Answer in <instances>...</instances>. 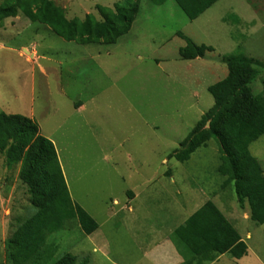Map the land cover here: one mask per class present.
I'll use <instances>...</instances> for the list:
<instances>
[{
	"label": "rangeland",
	"instance_id": "obj_1",
	"mask_svg": "<svg viewBox=\"0 0 264 264\" xmlns=\"http://www.w3.org/2000/svg\"><path fill=\"white\" fill-rule=\"evenodd\" d=\"M51 1L68 20L89 14L100 20L96 6L113 8L117 2ZM180 34L213 51L181 60L178 51L186 42ZM232 57L250 61L258 72L250 90L262 92L264 0H219L194 21L173 0H141L130 32L113 45L64 41L21 14L2 22L0 113L29 118L41 136L54 139L71 198L98 224L86 236L77 220L67 221L48 237L57 249L52 261L70 254L75 264L174 263L178 258L167 250L150 248L146 257L150 240L161 238L164 226L186 219L188 210L177 207L186 198L222 190L225 215L244 216L250 227L240 233L260 263L250 254L241 263L227 256L219 264H264V226L249 221L247 203L240 205L233 184L223 186L218 143L208 141L185 163L172 158L212 107L207 89L227 76ZM77 102L84 104L78 116ZM249 152L264 175V135ZM18 171L19 165L0 156V264H7L6 241L18 223L35 212ZM129 192L139 195L132 214Z\"/></svg>",
	"mask_w": 264,
	"mask_h": 264
},
{
	"label": "trees",
	"instance_id": "obj_2",
	"mask_svg": "<svg viewBox=\"0 0 264 264\" xmlns=\"http://www.w3.org/2000/svg\"><path fill=\"white\" fill-rule=\"evenodd\" d=\"M166 0H151L156 5ZM189 21H194L219 0H173ZM141 0H117L113 8L96 6L100 20L87 15L84 20L65 17L51 0H5L0 4V26L5 19L21 14L31 23L50 29L60 39L78 45H113L127 35L140 13ZM186 45L178 53L181 60L202 58L213 51L197 46L180 34ZM228 74L208 87L212 107L201 116L181 142L183 151L172 156L185 163L190 155L210 140L218 143L220 164L217 173L225 178L223 186L233 184L240 205L247 203L250 220L264 226V175L249 146L264 135V89L252 94L250 85L257 70L243 57L226 62ZM19 165L18 179L26 186L33 215L20 221L6 241L7 264H75L66 254L52 261L56 247L48 237L61 231L64 224L77 220L82 233L90 236L98 230L96 221L70 198L53 143L40 135L36 123L20 115L0 113V156ZM210 251L228 254L239 260L247 255V246L231 223L208 202L185 223ZM214 259L208 258L207 261Z\"/></svg>",
	"mask_w": 264,
	"mask_h": 264
},
{
	"label": "crops",
	"instance_id": "obj_3",
	"mask_svg": "<svg viewBox=\"0 0 264 264\" xmlns=\"http://www.w3.org/2000/svg\"><path fill=\"white\" fill-rule=\"evenodd\" d=\"M73 107H74L73 115L78 116L82 111H84V104L80 102L75 103ZM46 138L50 140L55 147L58 161H59V164H60V167L63 173V177L65 180L67 189H68L67 181L65 178V173L63 170V166L61 164V160H60L57 148H56L55 141L51 137H46ZM166 191L168 193V190ZM190 192H193V191H190ZM221 193H222V190H220L217 193H214L212 191L210 192L209 195H206V193L203 192V193H199V196L192 195L193 197H190L189 199L186 198V200H184V203H186L184 204V206L183 204L177 206L178 208H182V210H188L189 213L186 219H184L182 222H175L174 225L164 226L163 228H161L163 230L162 237L150 240L152 246L148 247V249L144 251L145 256L146 257L149 256L150 253H148L149 252L148 250L151 248L152 251L150 250V252H156L157 250H161V251L167 250L169 251L171 256L178 258V259L176 258L173 259L174 263H169L170 262L169 261L167 264H219L220 261H222L225 257L227 256L230 257L228 254L218 255L210 251L209 248L202 242V240L192 230L186 228L185 226L186 220H188V218L191 215H193L197 210L203 207L206 203L210 202L213 205H215L216 208L231 223V225L235 228V230L240 235L241 241L245 243V245L247 246V255L239 260H235V259L233 260H235L237 263H241L244 258H247L250 254H252V257H254V259H256L258 263H260V260L255 255L251 247L246 244L244 238L242 237L240 233L242 230L244 229L246 230V228L249 226L247 224V221L245 220L244 216L240 217V215L237 213H233L231 214L232 216H229V217H228L229 214L227 216L225 215L224 213L226 209L224 205L225 201H224L223 196H221ZM189 194H193V193H189ZM128 197H129V201L127 202L126 206H127L128 211L131 212L132 214L137 209V206H135L136 204L135 201L138 199L139 195H136L133 192H129ZM71 200L74 204H76L72 198ZM113 204L118 206V201L115 200ZM118 214L119 212H115L113 214L111 213L113 217L117 216ZM249 221L251 220L249 219ZM246 232L247 233H246L245 239L251 241L252 240L251 233H249V231H246ZM160 234L161 233H159V235ZM163 245H165L164 246L165 248H163ZM211 257H213L214 259L207 261L208 258H211Z\"/></svg>",
	"mask_w": 264,
	"mask_h": 264
}]
</instances>
